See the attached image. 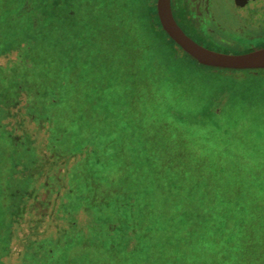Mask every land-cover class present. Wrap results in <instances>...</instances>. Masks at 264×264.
I'll return each instance as SVG.
<instances>
[{
    "label": "trees",
    "instance_id": "trees-1",
    "mask_svg": "<svg viewBox=\"0 0 264 264\" xmlns=\"http://www.w3.org/2000/svg\"><path fill=\"white\" fill-rule=\"evenodd\" d=\"M133 6L0 0V155L7 140L19 172L38 142L31 167L42 161L21 170V195L36 191L24 264H264V147L244 123L220 122L218 98L200 101L201 116L170 96L158 50L209 66L169 38L155 0L140 1L146 33Z\"/></svg>",
    "mask_w": 264,
    "mask_h": 264
},
{
    "label": "rangeland",
    "instance_id": "rangeland-1",
    "mask_svg": "<svg viewBox=\"0 0 264 264\" xmlns=\"http://www.w3.org/2000/svg\"><path fill=\"white\" fill-rule=\"evenodd\" d=\"M140 1L141 0H133L134 6L132 14L135 17L132 19L134 23L138 25V28L144 31L145 26L139 17ZM222 1L223 0H218V2ZM226 6H228V10L232 12V17L229 18L230 21H227L228 23H233L239 19L242 22V28L245 31H258L260 30V27L262 31H264V0H253L248 7H239L234 4L232 0H226ZM249 23L254 24V29L251 25H249ZM260 45L261 44H256L250 46V48L234 47L221 49H214L212 46L207 45L203 46L209 47V49L211 48V50L221 53L242 54L256 50L258 49L257 47H261ZM252 48L256 49L252 50ZM156 54L157 56H160L161 63H163L164 66L166 65L165 67L174 85L170 96L175 97V99L185 101L186 103L184 105L186 106L183 107L185 110L192 112L191 114H199L198 112L201 111L204 106L203 105L200 109L197 107L200 101L203 104L205 101V104L207 103L209 105L210 103L212 104V99L215 100L218 98L215 105L221 111L220 122L224 126L232 125L233 127L237 126L238 123H244L245 126L251 130L250 132L252 134L249 135L248 140L251 139V141H256L260 151H262V147H264L263 70L258 72L255 70L251 71L253 73H250L246 71L231 72L220 68L214 69L199 66L181 68V66L174 60L169 59L165 61V54L163 53V50H158ZM5 60V58H0V64H4ZM200 114L201 116L204 115L203 109ZM35 128L34 123H31L26 127L28 131H34ZM16 132H20V130H17ZM8 145V141L4 140L2 147L6 149V153L4 155H0V256L6 255L9 248H12L9 257H2L1 261L3 264H24L27 251L30 250V248L32 251L36 248L35 242L33 244H29L31 247H26V240L31 239V237L28 234H24V236L21 234V231L25 226L24 220L30 216L29 212L26 211L27 208L25 207L24 202L29 204V202L34 200V194L36 191H32V193L27 196L21 195L23 194V188L31 186L28 180H24L21 170L24 166L26 168H32V171L36 169L37 163H39L41 159H39L38 162L36 161L37 163L35 167H31L33 166L31 156L34 152L39 151L40 146L37 142L31 147L28 151L31 156H26V162L22 164V167L18 166L21 170L15 173L14 169L11 167L12 161L13 164H15L20 162V159L24 158H21L20 154L16 152L13 157L14 159L11 160L7 154L10 153L12 147H8ZM257 145L256 147H258ZM262 153V155H264V151ZM34 174L35 175L32 177V181L33 178L37 180V172ZM51 186L54 191L60 190L58 189L60 188L58 184L52 183ZM62 194L63 191H61V195ZM41 198H45L44 195H41L40 199ZM36 205L37 207H33V213L35 214L45 213L48 209H50L48 206H39L38 203ZM85 218L84 214L78 215L79 221L77 222V225L83 227ZM45 220L44 224L48 223V218ZM36 225V223H32L31 226L28 227H30V229L32 228V231H36ZM10 234L12 235V242L9 238ZM44 236L45 235L42 237L43 244H50L47 237ZM50 241H52V239H50Z\"/></svg>",
    "mask_w": 264,
    "mask_h": 264
},
{
    "label": "flooded vegetation",
    "instance_id": "flooded-vegetation-1",
    "mask_svg": "<svg viewBox=\"0 0 264 264\" xmlns=\"http://www.w3.org/2000/svg\"><path fill=\"white\" fill-rule=\"evenodd\" d=\"M232 1L239 7H248L253 2V0ZM170 5L173 17L180 28L202 46L221 49L250 48V46L261 44V47L257 48L264 47V31L261 27L258 31L248 32L243 30L239 19L233 23L227 22L230 21L232 12L228 10L226 0L222 2L218 0H170ZM249 25L254 29V24L249 23ZM206 48L209 49V47Z\"/></svg>",
    "mask_w": 264,
    "mask_h": 264
},
{
    "label": "water",
    "instance_id": "water-1",
    "mask_svg": "<svg viewBox=\"0 0 264 264\" xmlns=\"http://www.w3.org/2000/svg\"><path fill=\"white\" fill-rule=\"evenodd\" d=\"M162 29L184 52L199 64L223 69H264V47L242 54H227L208 49L191 39L175 21L170 0H156Z\"/></svg>",
    "mask_w": 264,
    "mask_h": 264
}]
</instances>
